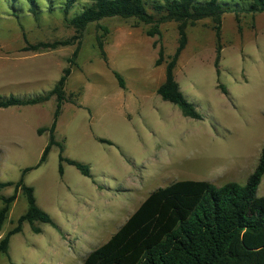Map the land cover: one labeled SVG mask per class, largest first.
I'll use <instances>...</instances> for the list:
<instances>
[{
    "label": "rangeland",
    "instance_id": "rangeland-1",
    "mask_svg": "<svg viewBox=\"0 0 264 264\" xmlns=\"http://www.w3.org/2000/svg\"><path fill=\"white\" fill-rule=\"evenodd\" d=\"M70 1L64 16L65 0H34L33 16L26 0H0L1 50L19 53L24 42L70 40L76 33L67 20L90 0ZM243 1L218 0L231 10L244 8ZM149 28L135 19H101L88 24L72 44L35 52L42 55L34 59L32 82L0 80L1 98L42 95L52 89L78 47L53 137L62 147L61 156L86 165L90 174L82 177L62 164L59 177L58 148L51 147L44 163L22 181L54 227L34 223L40 233L33 234L23 223L9 238L6 255L0 254V264H82L153 190L184 180L243 185L252 172L264 145V13L221 16L217 76L212 22L186 25L185 45L172 74L200 114L197 121L182 117L156 94L178 44L177 23L159 24L158 36H146ZM159 48L162 58L155 65ZM19 70L30 69L21 65ZM53 110V98L41 105L0 109V182H16L22 169L37 163L48 134L37 135L36 130L49 127ZM11 192L12 187L0 189V197ZM256 196H264V174ZM25 210L17 192L0 238Z\"/></svg>",
    "mask_w": 264,
    "mask_h": 264
},
{
    "label": "trees",
    "instance_id": "trees-1",
    "mask_svg": "<svg viewBox=\"0 0 264 264\" xmlns=\"http://www.w3.org/2000/svg\"><path fill=\"white\" fill-rule=\"evenodd\" d=\"M26 1L29 13L35 16L34 0ZM249 1V4L248 0L243 1L245 7L241 10H231L218 0H90L89 5L78 15L66 19L76 33L70 40L35 44L24 42L25 45L19 51L43 52L72 44L88 24L106 18L135 19L150 25L145 32L148 37L158 36L159 24L173 21L177 23L178 44L165 63L163 81L156 88V94L162 101L176 106L182 117L197 121L201 120L200 114L185 100L172 74L177 57L185 45L184 29L187 24L210 19L215 37L213 67L217 76L220 18L225 13H264V0ZM71 6L72 2L65 0L62 8L64 16ZM77 48L48 92L25 99L0 97V109L41 105L50 98L54 99L51 124L36 130L37 135L42 132L48 134L47 143L37 163L31 168L22 169L16 182H0V189L12 187L10 195L0 197V230L17 192L23 196L26 204L25 212L18 216L14 226L0 238V254L6 255L9 238L21 231L23 223L28 224L33 234L40 233L34 223L54 227L49 216L35 204L32 188L22 181L28 171L44 163L51 147L58 148L59 177L62 176V164H66L82 177L90 178L86 165L61 156L62 147L53 137L61 105L67 100L64 85L70 67L74 65ZM161 58L162 51L159 48L155 65L160 63ZM112 74L119 88H122L119 75L115 72ZM219 89L226 95L221 85ZM97 142L110 145V142L103 139H97ZM263 174L264 145L255 167L243 185L228 182L215 187L206 181L184 180L157 188L146 196L104 243L84 256L82 264H264V196H256Z\"/></svg>",
    "mask_w": 264,
    "mask_h": 264
},
{
    "label": "crops",
    "instance_id": "crops-1",
    "mask_svg": "<svg viewBox=\"0 0 264 264\" xmlns=\"http://www.w3.org/2000/svg\"><path fill=\"white\" fill-rule=\"evenodd\" d=\"M41 55V53L32 52H3L0 47V80L5 83H9L10 81L13 84L21 85L32 82L35 76L32 69L37 64L34 59ZM24 62H28V64ZM21 65L28 67L30 70H25V72L19 70Z\"/></svg>",
    "mask_w": 264,
    "mask_h": 264
}]
</instances>
